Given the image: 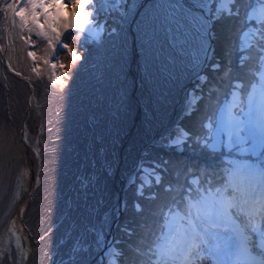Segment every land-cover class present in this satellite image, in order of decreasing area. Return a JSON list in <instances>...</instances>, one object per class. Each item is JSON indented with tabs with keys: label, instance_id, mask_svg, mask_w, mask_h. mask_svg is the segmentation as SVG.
<instances>
[{
	"label": "bare ground",
	"instance_id": "1",
	"mask_svg": "<svg viewBox=\"0 0 264 264\" xmlns=\"http://www.w3.org/2000/svg\"><path fill=\"white\" fill-rule=\"evenodd\" d=\"M143 1L136 0L139 7L142 5L141 14L154 3H167V0ZM262 6L264 4H260ZM0 7H3V0H0ZM61 9L68 17L78 14L74 6L61 5ZM87 11L90 14L95 11L96 19L89 25V16H80L81 22L86 24L84 33L61 30L62 42L81 57L75 64L68 49L57 45L55 53L50 55L47 42L35 34L31 37L34 46L25 44L16 34L18 28L0 12V234L7 243L10 227L17 231L24 229L21 233L27 237L24 250L29 251L28 245H31L28 264L98 263L104 249L92 243L95 237L87 228L103 229L105 248L110 244L115 211L109 221H105L104 214L123 201L119 200V193L123 187L126 192L128 177L122 173L133 174L137 162L143 160L142 151L150 147V141H157L162 135L174 137L177 130L183 128L180 118L186 110V100L195 95L189 93V85L205 69L203 65L198 71L193 70L189 57L195 56L196 50L191 43L185 45L186 38L180 39L181 32L177 29L171 46L168 39L161 36L157 60L150 69L154 76L146 80L142 75L143 58L137 55L132 66L131 39L136 30L133 15L121 21L116 14H106L105 5L99 0L95 8L90 5ZM99 25L105 29L102 36ZM112 28L118 35L111 32ZM89 29L93 36H100L99 41L90 37ZM138 35L136 32V54ZM24 36L27 39V34ZM179 43L185 45L182 58L177 56L173 66L165 65L168 71L160 75L156 69L164 59L175 55ZM116 46L128 50V78L123 87L129 91V112L118 120L111 114L114 66L123 60L113 57ZM28 51L36 52L35 62L28 57ZM48 58L50 64H57L56 76L62 77L59 65L66 66L70 79L63 87L50 83L53 70L50 64L43 63ZM33 68L39 74L33 72ZM17 71L21 75H15ZM137 102L141 103L140 110ZM113 139L118 142L112 143ZM102 147L107 149L105 157L99 152ZM36 149H39V156ZM113 153L116 173L108 177L101 161L106 158L112 162ZM234 159L243 160L241 157ZM143 161L148 164L147 158ZM136 172L140 173L135 171V175ZM91 173L98 174L100 179L88 188L85 197L81 179ZM37 176L39 186L35 183ZM97 201L102 203L97 204ZM93 206L96 207L94 212ZM21 209H24L23 216ZM46 233L51 235L42 240ZM81 238L92 245L91 250L81 244Z\"/></svg>",
	"mask_w": 264,
	"mask_h": 264
},
{
	"label": "snow or ice",
	"instance_id": "2",
	"mask_svg": "<svg viewBox=\"0 0 264 264\" xmlns=\"http://www.w3.org/2000/svg\"><path fill=\"white\" fill-rule=\"evenodd\" d=\"M69 2L78 8V14L74 13L71 17L62 14L61 5L65 0H3L0 12L13 27L18 28L16 34L25 44L34 46L35 42L31 37L35 34L37 38L47 42V50L51 55L55 53L57 45L68 49V44L62 42L61 30H75L82 34L86 30V24L81 22L80 16H89V25L96 19L95 11L91 14L87 11L90 5L95 8L96 0ZM99 2L105 5L106 14H116L121 21L127 19L129 14L134 15L133 9L139 7L136 0H131L130 4L129 0ZM254 2L255 0H189V3H185V0H167L166 4L159 2L150 5L141 14L137 24V55L143 58L142 75L146 80H151L154 76L150 69L157 60L161 36L166 37L171 46L175 30L179 29L181 34H187L185 45L191 43L196 50V55L189 57V63L193 70L198 71L213 58L208 38L214 26L218 22L223 26L225 20L230 22L225 27L229 43L234 31L231 23L240 26L238 55L234 63L223 72L220 71L219 63L209 65L214 76L219 78L216 87L220 89V93L216 97V106L209 105L204 122L197 125L204 135L198 139L199 133L177 130L174 137L162 135L153 142V146L175 149L178 153L186 150L195 152L200 148L201 153L207 154L209 159L224 155L223 149H226L230 157L235 155L248 159H228L226 163L230 167L222 170L219 164L212 167L202 161L205 164L203 175L198 169L191 179L185 178L183 185L177 188L181 195L167 196L153 214L152 226L147 234V247H143L144 236L133 245V249L138 248L147 258L127 261L122 259L121 264H264V209L257 212L253 206L258 197L264 203V165L250 162L253 156H264V6L252 7ZM260 3L264 4V0H260ZM125 5H128L127 9ZM104 30V26L99 25L100 36ZM111 32L118 35L115 28ZM24 34H27V39ZM89 35L94 40L100 39V36L92 35L91 29ZM76 39L79 40L80 36L77 35ZM185 45L176 49L175 55L164 59L156 72L163 76L168 71L165 65L173 66L177 56L182 58ZM68 50L74 64L81 60L80 55ZM27 55L34 62L37 60L36 52L28 51ZM113 57L123 58L121 63L114 66L115 87L111 114L113 119L118 120L129 112V91L123 87L128 78V50H121L116 46ZM43 63L49 65L50 58L44 59ZM8 67L11 68V64ZM50 67L53 70L49 77L50 83L63 87L70 79L66 66L59 65L63 70V78L55 75L56 63H51ZM32 71L39 74L36 68ZM15 75L19 76L21 73L17 71ZM168 78L165 76V79ZM208 80L206 74L199 76L202 83ZM195 100V95L186 100V110L182 115H191L197 110ZM116 135H120L119 130ZM25 140L27 141V136ZM117 142L116 139L112 141ZM36 152L39 156V149ZM99 152L101 157H105L107 149L102 147ZM143 155H147L146 150L142 151ZM115 163V153L112 162L102 159L101 167L108 177L115 175ZM92 164L94 167L95 160ZM135 171L142 173L139 183ZM135 171L131 175L122 173V176L128 177L126 190L135 185V195L138 197L143 196L146 189H159L164 183L166 174L160 164L146 167L145 162L140 160ZM176 178H179V173ZM99 179L96 173L81 179L85 197L88 195V188L94 186ZM35 183L39 186V176ZM100 203L102 201H97V204ZM133 208L140 211L136 202ZM122 210H127L126 199L120 208L104 214L105 221L110 220L112 211L119 218ZM92 211H96L95 206ZM23 212L24 209H21L22 216ZM125 224L140 226L136 220H126ZM87 231L95 237L92 243L104 249V255L99 259L105 261V264H113L114 257L122 258L125 255L121 249L113 246L122 243L115 239L105 248L103 229L89 227ZM23 232V228L17 231L10 227V239L7 243L0 234V264H28L31 245H28L29 251L24 250L27 237L21 235ZM50 235L51 233H46L41 239H47ZM81 244L87 245L91 250L92 245L86 239L81 238Z\"/></svg>",
	"mask_w": 264,
	"mask_h": 264
},
{
	"label": "trees",
	"instance_id": "3",
	"mask_svg": "<svg viewBox=\"0 0 264 264\" xmlns=\"http://www.w3.org/2000/svg\"><path fill=\"white\" fill-rule=\"evenodd\" d=\"M241 15H243V12L241 13ZM226 21V26H228L230 22L228 20ZM231 27L234 29L230 37L231 42L229 43L228 40L226 41L225 38L221 37L223 42L222 46H219L217 39V35H219V32L221 31V24L218 28L219 30H216L217 35L215 39V50L219 51V53L221 51L222 55H226L227 57L223 59L224 57L221 56V54L215 52L217 56L215 55L216 57H214L213 59L221 60V72L227 69L229 65L233 64L236 59V56L238 55L237 43L239 40L238 37L240 33V26L232 22ZM205 70L208 72L209 80L205 83L202 97L196 105L197 110L193 111L191 115H187L182 119V123L190 129L191 133H199V136L197 137L198 139L202 137L204 133L200 131L197 125L203 123L205 111L207 110L208 106H216V97L220 93V89L216 87V85L219 83V78L214 76V73L209 68V64L206 66ZM201 146H203L202 139ZM196 150H199L198 156H194L193 152L188 150L184 151L183 153H178L174 149L168 150L162 146H153V144L150 145V152L147 155L148 158L158 159L161 162H163V159L165 158L167 164L165 165L164 162V167L162 168L166 175L164 178V183L160 185L159 189H156L155 187H153L152 189H146V194L141 197L135 195V185H133L128 190L129 192H127L126 194L127 210L123 211V214L118 224L119 227L115 234V238L120 239V242H122L118 243L117 245L120 246V249L125 253L122 258L120 257L121 262L122 259L127 261L147 258L144 252L140 251L138 248L133 249V245H136L139 238L141 236H144L145 244L143 245V247H147V241L149 239L147 234L152 226V221L154 219L153 214L158 210L159 205L167 196L181 195V193L177 191V188L178 186L183 185L185 178H188L190 172H197L199 169L201 176L203 175L205 164L202 163V161H206L207 164L211 165L212 167H215L217 164H219L220 169H224L223 164H225L226 162L224 159V155L215 156L214 161L210 162L207 160V154H202L200 148H197ZM223 152L225 153L224 149ZM178 173L179 178L177 179L176 177ZM154 188L155 196H148L147 194H149V192L152 191ZM132 199H134L135 201H139L141 207L140 211H136L133 208L134 203L132 202ZM126 220H136L140 226L137 227V224H125ZM129 228L131 229V232L128 231Z\"/></svg>",
	"mask_w": 264,
	"mask_h": 264
},
{
	"label": "water",
	"instance_id": "4",
	"mask_svg": "<svg viewBox=\"0 0 264 264\" xmlns=\"http://www.w3.org/2000/svg\"><path fill=\"white\" fill-rule=\"evenodd\" d=\"M145 1H148V0H144L143 2H145ZM185 3H189V0H185ZM142 6V5H141ZM139 7L138 8V10H136L135 12H134V15H133V17H132V22H133V24H134V28L136 29L134 32L136 33V32H138L137 31V24H138V22L140 21V14H141V12H142V7ZM189 6H190V4H189ZM135 33H133V37H132V39H131V41H132V47H133V51H134V55H133V60H132V66L134 65V63L136 62V57H137V54H136V47H135V44H136V36H135ZM180 35H181V37H180V39H184V38H186V34H181L180 33ZM213 30H212V34H211V37L209 36V38H210V42H211V44H212V38H213ZM160 45V43L158 44V46ZM158 49V48H157ZM212 49H213V45H212ZM208 62V61H207ZM207 62L205 63V65H204V67L207 65ZM203 67V68H204ZM134 72H135V69H134ZM136 84H137V82H135ZM135 84V85H136ZM137 106H138V110H140V106H141V103L140 102H137ZM80 137H81V135H80ZM82 138V137H81ZM83 139V138H82ZM154 142V141H153ZM152 141H150L149 143L150 144H152L153 143ZM149 144V145H150ZM124 192H125V188L123 187V189L120 191V193H119V200L120 199H122L123 201H124ZM123 201H121V205H122V203H123ZM121 205L120 206H118V207H116L115 209H117V208H120L121 207ZM123 211L124 210H122L121 212H120V215H119V218H117V216H116V212H114V215H113V218H112V223H113V227H115V229H116V225H117V223L119 222V220H120V218H121V216H122V214H123ZM115 229H114V231H113V233L111 234V239H110V244H112L113 243V239L115 238ZM9 231V230H8ZM104 255V251L102 252V254L100 255V257H102ZM99 257V258H100ZM97 264H104V261L103 260H98V263Z\"/></svg>",
	"mask_w": 264,
	"mask_h": 264
},
{
	"label": "rangeland",
	"instance_id": "5",
	"mask_svg": "<svg viewBox=\"0 0 264 264\" xmlns=\"http://www.w3.org/2000/svg\"><path fill=\"white\" fill-rule=\"evenodd\" d=\"M255 4H256V6H258L259 7V3H258V1L257 2H255ZM62 6H64L65 8H70L71 6H73L70 2H69V0H65V3L62 5ZM220 22H218L215 26H214V29H213V53H214V55H213V58L214 57H216L217 55L215 54V52H217L218 54H221V56H223L224 58L223 59H225V58H227L226 57V55L224 56V55H222V52L220 51V53H219V51H217V50H215V39H216V35H217V33H216V30L218 31L219 29V26H220ZM227 25V21L225 20V21H223V26H222V24H221V31L219 32V35H217V39H218V44H219V46H222L223 45V42H222V39H221V37H223V38H225V40L227 41L228 39H226V32L224 31V27ZM215 31V32H214ZM1 40H2V38L0 37V42H1ZM183 40V39H182ZM180 45H179V47H181V43H179ZM239 44V40H238V43H237V45ZM227 50V49H226ZM216 55V56H215ZM213 58H211L210 60L211 61H214L215 59H213ZM219 61H221L220 59H218ZM210 61V62H211ZM205 68H206V66H205ZM192 84V83H191ZM191 84H190V86H189V89H190V87H191ZM191 90V89H190ZM189 90V91H190ZM190 93V92H189ZM172 133L174 132L173 130L171 131ZM171 133V134H172ZM152 145V144H151ZM150 150V147L148 148V150H147V152ZM153 152V151H152ZM193 154H194V156H198L199 155V150H195V152H193ZM147 155H148V153H147ZM147 155H143L142 156V158H143V160H145L146 158L147 159H149L148 158V156ZM149 161H150V159H149ZM137 174H138V172H136V176H137ZM132 187V186H131ZM131 187H129V188H127V190H126V192H125V198H124V200L126 199V194H127V192H129L128 190L131 188ZM132 202L134 203L135 202V200L134 199H132ZM132 203V204H133ZM256 209V208H255ZM120 221V220H119ZM118 224H119V222L117 223V225H116V229H115V232L117 231V229H118ZM128 228V227H127ZM131 229L129 228L128 229V231L129 232H131L130 231Z\"/></svg>",
	"mask_w": 264,
	"mask_h": 264
}]
</instances>
